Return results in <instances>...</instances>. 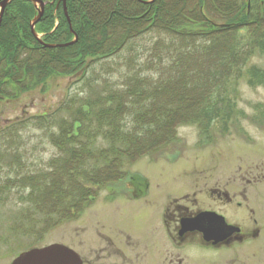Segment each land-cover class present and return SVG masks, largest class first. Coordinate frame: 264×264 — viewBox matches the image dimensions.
Masks as SVG:
<instances>
[{
	"label": "trees",
	"instance_id": "16d2710c",
	"mask_svg": "<svg viewBox=\"0 0 264 264\" xmlns=\"http://www.w3.org/2000/svg\"><path fill=\"white\" fill-rule=\"evenodd\" d=\"M41 1L35 33L34 2L14 0L4 12L0 98H15L13 85L26 91L50 76L89 69L88 58L115 57L147 33L170 41L155 45L167 51L157 77L137 73L122 87L74 98L51 115L0 131V210L10 200L17 204L7 227L17 244L10 250L0 239V257L39 247L51 231L77 220L103 190L127 178L126 165L172 148L179 128L197 126L209 136L221 124L226 131L244 76L251 87L264 86V69L247 68L257 51L264 54V0H67L72 29L62 0ZM29 128L42 131L57 151L45 167L29 165L18 146Z\"/></svg>",
	"mask_w": 264,
	"mask_h": 264
},
{
	"label": "rangeland",
	"instance_id": "374dc122",
	"mask_svg": "<svg viewBox=\"0 0 264 264\" xmlns=\"http://www.w3.org/2000/svg\"><path fill=\"white\" fill-rule=\"evenodd\" d=\"M241 33L246 35L248 30L244 28ZM159 41L168 44L170 37L162 32H150L129 43L115 57L88 58L90 68L72 76L53 75L43 85L26 91L13 85L9 90L16 97L0 98V131L35 117L51 115L74 98H86L94 91L111 86L122 87L129 76L137 73L157 77L159 58L166 57L167 53L163 47L155 50ZM249 66L264 69V54L257 51ZM247 79L246 75L237 84V114L232 119L234 123L226 125V131H221V124L209 136L197 126L179 128V140L172 148L155 159L147 157L134 165H126V179L103 190L92 207L77 220L51 231L39 247L61 243L75 250L87 264H115L123 262L124 253L118 248L112 252L110 241H115L117 247L124 241L125 258L135 259L131 264L142 261L145 253L138 249L143 246L149 264H159L157 256L170 249L171 244L159 230L163 204H169L167 194H174L176 199L189 195L194 211L211 207L220 211V184L226 187L229 177L256 172L258 166H264V86L251 87ZM21 137L18 146L33 167H45L57 153L42 131L29 128ZM245 188L248 203L264 219V180L261 184L235 187V190ZM211 189L219 190L214 193L215 200L211 198ZM16 205L15 200H10L0 210V239H8L10 250L17 244V239L7 235ZM158 236V243L152 241ZM191 251L194 260L205 264L203 247L196 245ZM11 252H3L0 264H12L23 251L16 255Z\"/></svg>",
	"mask_w": 264,
	"mask_h": 264
},
{
	"label": "flooded vegetation",
	"instance_id": "af4514ba",
	"mask_svg": "<svg viewBox=\"0 0 264 264\" xmlns=\"http://www.w3.org/2000/svg\"><path fill=\"white\" fill-rule=\"evenodd\" d=\"M257 169L256 172L240 173V176L229 177L226 187L220 184V211L212 207L194 211L189 195L176 199L174 194H167L166 200L168 199L169 204H163L159 230L161 228L165 238L171 244L170 249L158 252V263L199 264L202 260H194L191 249L200 245L206 251L205 264H264V219H260L256 210L248 203L246 188L243 191L235 190V187L239 186L261 184L264 180V166L262 168L258 166ZM211 191V198L215 200L214 193L219 190L211 189ZM202 212L220 215V241H207L199 230L182 232V221L193 219ZM159 238L160 236L152 241L158 243ZM114 242L110 241L112 252L117 251L118 248L124 253L122 254L123 262L115 264L133 263L134 258H125L126 253L123 250L127 248L126 243L121 241V247H117L118 245ZM138 250L145 253L142 255L144 256L142 261L138 260V263L149 264L150 260L147 259L144 246ZM139 255H141L140 252Z\"/></svg>",
	"mask_w": 264,
	"mask_h": 264
},
{
	"label": "water",
	"instance_id": "95a60500",
	"mask_svg": "<svg viewBox=\"0 0 264 264\" xmlns=\"http://www.w3.org/2000/svg\"><path fill=\"white\" fill-rule=\"evenodd\" d=\"M14 0H4L0 4V24L4 12L9 3ZM40 6V13L32 23V31L35 33V27L42 18L45 11V3L41 0H30ZM140 2L151 4L157 0ZM66 17L72 29L71 19L69 17L67 0H62ZM226 26V25H224ZM78 37L76 36V41ZM75 41V42H76ZM74 42L64 46H70ZM63 45H49V47H64ZM187 230H199L203 233L207 241H220V215L213 212H202L200 215L193 219H186L182 221V232ZM12 264H85L81 256L72 248L61 244L55 243L42 248H34L26 252L21 253Z\"/></svg>",
	"mask_w": 264,
	"mask_h": 264
}]
</instances>
